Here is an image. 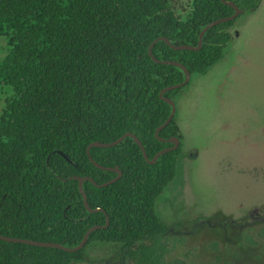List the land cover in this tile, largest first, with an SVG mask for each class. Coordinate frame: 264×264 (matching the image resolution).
I'll use <instances>...</instances> for the list:
<instances>
[{"label": "trees", "instance_id": "1", "mask_svg": "<svg viewBox=\"0 0 264 264\" xmlns=\"http://www.w3.org/2000/svg\"><path fill=\"white\" fill-rule=\"evenodd\" d=\"M230 1L247 12L261 0ZM177 2L0 0V36L7 42L0 59L1 235L76 245L89 227L105 223V214L88 212L77 181L59 177L102 183L116 175L93 164L88 144L131 132L149 159L171 145L154 134L171 110L159 91L181 82L184 72L154 61L148 47L159 36L195 46L205 24L233 12L221 0H189L179 13ZM236 19L206 30L198 50L157 41L151 52L181 63L191 75L204 74L223 57ZM184 86L163 95L174 99ZM158 135L181 136L175 118ZM181 149L148 163L130 137L90 147L96 163L122 174L106 186L83 182L89 207L103 208L109 218L88 240L134 242L160 222L154 202L174 179ZM79 252L0 239V264H70Z\"/></svg>", "mask_w": 264, "mask_h": 264}, {"label": "rangeland", "instance_id": "2", "mask_svg": "<svg viewBox=\"0 0 264 264\" xmlns=\"http://www.w3.org/2000/svg\"><path fill=\"white\" fill-rule=\"evenodd\" d=\"M188 2L178 0L176 11ZM230 32L223 57L204 74L193 73L174 98L182 152L159 197L166 210L174 204L195 213L222 204L238 212L264 201V0ZM6 49L0 36V59Z\"/></svg>", "mask_w": 264, "mask_h": 264}, {"label": "flooded vegetation", "instance_id": "3", "mask_svg": "<svg viewBox=\"0 0 264 264\" xmlns=\"http://www.w3.org/2000/svg\"><path fill=\"white\" fill-rule=\"evenodd\" d=\"M160 195L154 202L160 222L145 227L143 237L134 242L87 239L70 264H264V201L238 212L218 204L194 213L174 204L166 210Z\"/></svg>", "mask_w": 264, "mask_h": 264}, {"label": "water", "instance_id": "4", "mask_svg": "<svg viewBox=\"0 0 264 264\" xmlns=\"http://www.w3.org/2000/svg\"><path fill=\"white\" fill-rule=\"evenodd\" d=\"M221 1L223 3L229 5V6H231L233 8L232 14H230L229 16L217 18V19H215L213 21H210L207 24H205L203 26V28L199 32L198 41H197V44L195 46L194 45H191V44H180L178 42H172L167 37L159 36V37L155 38L151 42V44L149 45V47H148V53L152 57V59L154 61H156V62H163V63H169V64H172V65L178 66L184 72V79L181 82L176 83V84H171V85L165 86L164 88H162L159 91V97L170 105L171 110H170V113L167 116V118L163 121V123H161L158 127H156V129L154 131V134H155V136L159 140L166 141V142H170V143H172V145L160 149L159 151H157L154 154V156L151 159H149L147 157L145 151H144L143 146L141 145V142L131 132H126L123 135H121L119 138H117L116 140H113L111 142L93 141V142L89 143L88 146H87V148H86V152H87L88 157L90 158V160L93 162V164L96 167L113 171V172L116 173V176H114L113 178H111V179H109L107 181H104L102 183H96L91 177H80V176H77V175L68 176L66 178L59 177L61 180H66V179H75V180H77L78 181V189H79V192H80V194L82 196V200H83V203H84V206H85L86 210L88 212H95V211H102V212H104V214H105V223L102 224V225L96 224V225H93V226L89 227L85 231V233H84L82 239L79 241V243H77L76 245L71 246V247L64 246L62 244H59V243H56V242H51V241L34 240V239H27V238H22V237L4 236V235H1V234H0V239L5 240V241H9V242H11V241H13V242H21V243L30 244V245H36V246L55 247V248L63 249V250L68 251V252H73V251H77L78 249H80L84 245V243L88 239L89 234L93 230H96L98 228H104V227H107L108 226L109 218H108L107 214L105 213V210L103 208H101V207H96V208L89 207L88 202H87V196H86V193H85V191L83 189V182L85 180H88V181H91L95 186H98V187L106 186V185L114 182L115 180H117L121 176L122 172L116 166L115 167H103V166L99 165L98 163H96L91 158V156L89 155V149H90V147H93V146L109 147V146H113V145L121 142L125 137H130V138H132L136 142L137 145L140 146V149H141V151L143 153V156H144L145 160L148 163H154L156 161V159L158 158L159 155H161L162 153H165L167 151H170V150H175V149H177L181 145V136L180 135L179 136H171L169 138H162V137H160L158 135L159 130H161L164 126H166L171 121V119L174 118L175 112H176L175 100L174 99H171V98H168V97H165L163 94L166 91H168V90H172V89H175V88H179L181 86H184V85L188 84V82L190 80V77H191V73L188 71V69L184 65H182L181 63H179L177 61H174V60H169V61H167V60H159V59L155 58L153 56L152 52H151V49H152L153 45L157 41H164L170 47H172L174 49H187V50H198V49H200V47L202 46V38H203V35L206 32V30H208L213 25H216L218 23L233 20V19L237 18L240 14H242L244 12L243 9L239 8V6H237L234 2H232L230 0H221ZM56 152L58 154L62 155L66 160L70 161L69 157L64 152H62L60 150H56ZM47 161H48V157H47Z\"/></svg>", "mask_w": 264, "mask_h": 264}]
</instances>
